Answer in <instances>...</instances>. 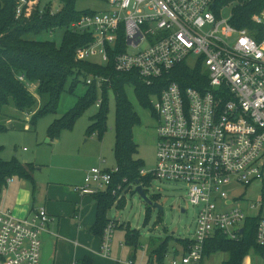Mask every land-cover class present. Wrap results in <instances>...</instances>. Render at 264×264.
<instances>
[{
    "label": "built area",
    "instance_id": "obj_1",
    "mask_svg": "<svg viewBox=\"0 0 264 264\" xmlns=\"http://www.w3.org/2000/svg\"><path fill=\"white\" fill-rule=\"evenodd\" d=\"M33 1L17 0L16 16ZM103 1L107 10H84L70 27L48 33L68 29L90 34L93 39L76 50L77 58L103 66L112 63L117 73H136L148 85L183 63L206 74V85L202 77L199 87L172 81L152 96L158 121L156 166L141 169V174L185 183L190 202L199 207L195 234L186 238L191 243L162 264H202L210 238L219 232L240 240L250 220L256 224L257 244L264 247V9L253 16L258 39L249 29L233 26L222 11L218 14L217 0ZM64 4L42 0L40 13L56 14ZM143 43V49L128 51ZM18 78L26 81L25 75ZM96 79L99 84L109 80ZM92 82L89 77L87 83ZM117 169L92 167L78 191L94 195L111 189ZM256 182L262 184V199L247 209L242 195L230 196L225 189L229 184L248 187ZM124 192L120 184L113 188V194ZM222 201L229 208L220 211ZM50 220L45 208L21 218L0 207V264H42L41 233ZM115 228L112 220L103 232L102 257L112 256Z\"/></svg>",
    "mask_w": 264,
    "mask_h": 264
},
{
    "label": "trees",
    "instance_id": "obj_2",
    "mask_svg": "<svg viewBox=\"0 0 264 264\" xmlns=\"http://www.w3.org/2000/svg\"><path fill=\"white\" fill-rule=\"evenodd\" d=\"M78 1L80 0H64L62 9L52 15L50 12L41 14L42 0H34L24 13L17 17V0H0V117L3 108L13 100L20 111L32 114L30 123L36 128L40 118L57 112L64 92L75 93L83 82L86 85L85 93L70 110L50 124L48 138L51 141L58 138L64 130H71L77 119L97 104L99 99H102L101 105L91 118L92 122L87 127V132L89 135L98 134L102 138L108 127L106 104L108 91L115 92L117 120L114 152L118 169L113 173L112 188L92 195L96 204V221L91 231L102 237L105 228L112 221L108 213L120 194H113V188L120 184L126 190L137 180L146 186L154 178L150 174H141V169L144 168L143 161L136 157L138 145L134 136V129L141 124V118L128 97L127 87L132 85L140 104L153 111L152 96L159 95L170 82L177 81L185 87H199L201 84L198 80L201 77L205 80L203 84L206 85V74L202 75L201 68L193 70L183 63L169 75L148 85L136 73H117L112 63L103 66L77 58L76 50L93 39L90 34L74 33L67 29L60 43L53 39L35 37L53 28L70 27L84 11L77 9ZM229 5H232L230 23L238 29H249L260 39V35L255 33L258 25L253 21V16L262 12L264 0H217L214 9L219 14ZM19 75H25L26 81L19 80ZM97 76H104L109 80L99 84ZM89 77L93 78L91 84L87 83ZM30 84L36 86L35 94L30 90ZM6 129L5 124H0V131ZM2 151L3 147L0 146V192L8 185V178L13 176L34 184V164L24 163L17 157L4 160L1 157ZM158 198L159 195L153 196L154 200ZM125 204V197L118 200L119 208H123ZM135 231L139 233V230ZM135 231L127 232L126 243L137 248L138 234ZM180 241L184 250L191 243L186 238ZM167 250L165 245L155 249L150 259L151 264H162ZM217 252H226L229 255L228 260L222 264H243L250 252L264 256V247L258 245L256 241L255 221L250 220L246 223L245 232L240 240H232L222 233H216L205 244L204 258ZM79 264L97 263L93 257L85 256Z\"/></svg>",
    "mask_w": 264,
    "mask_h": 264
},
{
    "label": "rangeland",
    "instance_id": "obj_3",
    "mask_svg": "<svg viewBox=\"0 0 264 264\" xmlns=\"http://www.w3.org/2000/svg\"><path fill=\"white\" fill-rule=\"evenodd\" d=\"M77 9L105 11L108 9V4L103 0H80L77 3ZM231 10L232 5L225 7L222 10L223 16L229 17ZM63 33L64 30L58 29L55 32H45L35 37L53 39L60 43ZM145 46L146 44L143 43L137 48L129 47L128 51L136 52ZM187 63L193 65L194 61L189 59ZM30 90L35 94L34 88H30ZM85 91L86 85L82 82L75 93L64 92L57 112L40 118L36 128L32 127L30 123L32 114L20 111L11 100L3 108L0 117V124L7 126L6 130L0 131V146L3 147L1 157L4 160L17 157L24 163H33L35 166L33 176L35 181L38 179L39 182L40 180L46 182L47 180H63L80 186L84 183L86 173L94 166L101 164L104 167L115 169L117 167L114 152L117 112L116 95L113 90L108 91L106 103L108 127L102 138L98 134L89 135L87 132V127L92 122L91 118L98 111L95 104L77 119L71 130H64L58 138L48 141L50 124L70 110ZM99 94L101 95V92ZM127 94L141 118V124L134 129L135 141L138 145L136 157L143 161L145 170L151 171L156 166L158 121L151 109L140 104L132 85L127 87ZM102 160L105 162L101 163ZM145 189L148 196L163 207V211L147 203L136 191V184H132L124 193L118 194L108 216L116 224L112 255L121 261L117 263L112 260V264H127L130 261V254L135 251L134 247L125 242L127 229L128 231L138 229L141 235L140 239L139 233L135 231L138 234L137 247H139L137 262L143 258H146L147 262V252L151 246H155V250L160 245H165L168 250L163 263H166L175 252L181 253L184 249L180 239L192 238L195 234L199 207L190 202L185 183L153 178L151 183L145 186ZM225 189L230 196L242 195L244 209H247L250 204H259L262 199V184L259 182L248 187L241 184H229L225 186ZM154 195H159V198L154 200ZM122 197H125L126 204L123 208H119L118 200ZM0 207H2L1 202ZM228 208L222 201L218 210ZM147 216L148 220L146 221ZM224 255L226 254L213 255L206 259V264L218 263ZM41 263L45 264L43 263V248Z\"/></svg>",
    "mask_w": 264,
    "mask_h": 264
},
{
    "label": "crops",
    "instance_id": "obj_4",
    "mask_svg": "<svg viewBox=\"0 0 264 264\" xmlns=\"http://www.w3.org/2000/svg\"><path fill=\"white\" fill-rule=\"evenodd\" d=\"M32 88L35 90L36 86ZM48 141L50 142V140ZM77 187L78 185L63 180H47V182L40 180L39 182L36 179L32 184L26 179L13 176L12 181L8 182V185L0 192V202L3 208L11 210L21 218L30 217L40 208H45L48 211L51 220L41 233L43 263L79 264V261L85 256L93 257L97 264H112V260L119 263L121 260L116 259L113 255L110 258L100 255L101 236L95 235L91 231V227L96 221L95 200L92 195H82ZM90 201L94 207L90 205ZM138 248H135L134 253L130 254V260L135 264H151L150 259L155 246L149 248L147 262L146 258L139 259L137 262ZM175 253L173 255L180 254L179 252ZM219 253L226 255L218 263L213 264H222L228 260V253L217 252L206 257L202 264H206L207 258ZM243 264H264V256L250 252L245 257Z\"/></svg>",
    "mask_w": 264,
    "mask_h": 264
},
{
    "label": "water",
    "instance_id": "obj_5",
    "mask_svg": "<svg viewBox=\"0 0 264 264\" xmlns=\"http://www.w3.org/2000/svg\"><path fill=\"white\" fill-rule=\"evenodd\" d=\"M49 140V139H48ZM136 191L143 197V199L151 204L154 205L156 207H158L161 211H163V207L158 203V202H154L147 194L146 189L144 188V186L140 183L139 180L136 181ZM185 210V209H184ZM244 232V229H241V233Z\"/></svg>",
    "mask_w": 264,
    "mask_h": 264
}]
</instances>
